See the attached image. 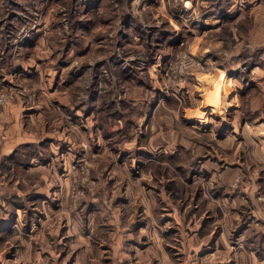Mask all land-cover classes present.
Here are the masks:
<instances>
[{
    "label": "rangeland",
    "instance_id": "rangeland-1",
    "mask_svg": "<svg viewBox=\"0 0 264 264\" xmlns=\"http://www.w3.org/2000/svg\"><path fill=\"white\" fill-rule=\"evenodd\" d=\"M185 4L0 0V65L14 73L0 92L12 85L15 93L0 107L19 100L35 111L41 92L50 106L39 134L47 139L19 147L2 178L0 264H264V233L250 228L239 243L247 226L223 220L212 179L245 144L243 124L264 118V105L251 106L256 79L252 89L240 86L264 72V40L254 39L261 25L245 13L240 28L225 20L203 45ZM193 59L204 68H182ZM218 65L236 85L228 74L211 77ZM72 123L80 131L68 188L57 173ZM229 134L233 145L223 141ZM242 150L240 162L249 154ZM256 165H245L244 183L256 179ZM256 187L264 206V183ZM236 207L242 220L257 209L245 195Z\"/></svg>",
    "mask_w": 264,
    "mask_h": 264
},
{
    "label": "crops",
    "instance_id": "crops-1",
    "mask_svg": "<svg viewBox=\"0 0 264 264\" xmlns=\"http://www.w3.org/2000/svg\"><path fill=\"white\" fill-rule=\"evenodd\" d=\"M215 2L211 5V7H208L207 3H212L213 1L209 0H186V12L187 16L195 17V22L193 24V28L189 27V30L193 31L196 30L194 27L200 28V39L202 40V44L204 45L203 41L212 42L213 40L212 36H209L210 32L213 31H220V28L222 25H224L225 20L231 21V26L234 29L240 28L239 21L244 17L245 13H252L254 15V18L252 21L256 24H260L261 27L259 28V32H256V35L254 34V39L259 38L260 40H264V0H214ZM201 3V7L204 8L200 10L198 5ZM200 15V17H198ZM233 18L230 20L229 18ZM192 19V18H191ZM190 19V20H191ZM172 19H170V22ZM239 25V26H238ZM194 32V31H193ZM234 32V31H233ZM198 37V36H197ZM251 38V40L253 39ZM217 42L222 43L223 38L217 37ZM241 41V40H240ZM208 60L210 58H207ZM31 60V59H30ZM33 60V59H32ZM28 66L33 67V65L29 64ZM7 69V70H6ZM215 72L212 74V78L218 80L222 78L224 75L228 74L229 82L236 85V77L231 75V72L224 66L218 65L215 68ZM9 68L0 65V83L3 80L11 81L14 78V73L10 72ZM253 73V74H252ZM264 72H258L256 70H253L250 73V77L248 78V81L245 82V84H240L241 87L246 86L249 89H252V80L256 79L254 83L256 84L255 90L256 92L252 93V90L250 93H252V102L251 106L255 111L262 110V104L264 101ZM203 75H199L198 78L201 82H204L202 80ZM261 80H260V79ZM221 81H219L220 83ZM47 94H44L43 92L40 93L39 97L40 99L37 101L38 105L34 108L35 111H32L33 108L28 107L24 104L22 101H17L15 103H10L6 106L5 109H2L0 107V171L5 174L6 172H10L11 169L14 167L11 166V161H13L12 157L16 156V151L19 147L22 145L30 144L36 145L38 143L43 144V140L45 138L39 137V134L46 133V131L41 130L40 124H44L48 120H45L47 117V110H49V102L48 99L45 97ZM238 90L236 89V98L235 100V107L238 108L240 106L239 99H238ZM209 106L205 107V110H207ZM210 110H215L212 106H210ZM37 108V110H36ZM28 113L30 116H28ZM36 116V118H34ZM29 117V118H28ZM90 121L88 120V124ZM45 125V124H44ZM33 126V127H31ZM79 125L76 123L70 124L69 127H65L64 129H68L72 132L68 136L64 135V141L67 142L65 144V149L61 152V158L63 163V171H59L57 173L59 175L61 182L64 183L69 181L68 174L65 172L66 169L69 168L70 163L74 159V152L77 151V137L76 134L79 130ZM38 129V130H37ZM55 131V130H54ZM77 131V132H76ZM236 131V128L235 130ZM243 134L246 140H244V143H239V146H237L236 151H230L228 154L229 157L232 158L234 162H231L232 166H228L227 172H225V169L219 170L216 168L217 171H212V176L217 180V183L219 185L218 190L221 191L222 195L217 197V203H220L221 212L223 215V220L228 218L230 215L231 217V224L232 226H237L241 224L243 221L244 224H246L247 228L239 233L238 239L239 243L242 244L243 239L248 240L245 238V232L248 230L250 231L256 228L257 231H262L264 233V209L261 203H259L254 195L256 193V184L257 181L260 180L262 183H264V118H261L260 120L252 121V123L245 122L243 124ZM48 133V132H47ZM49 134V133H48ZM77 136V137H76ZM47 137V136H46ZM61 137V136H60ZM76 137V138H75ZM234 135H227L225 138H223L224 142H228L231 145L234 144L233 140ZM42 139V140H41ZM47 139V138H46ZM45 139V140H46ZM55 142L52 141L51 145H53ZM248 143L247 146H245ZM50 143L45 142V147L51 146ZM244 145V146H243ZM45 147H42V149H45ZM243 148L242 152L248 151L249 154H246L245 158L247 161L240 162L242 159L240 157V153L237 151L239 149ZM42 149L39 151L40 155H43L45 157L47 152H42ZM246 149V150H245ZM15 153V154H14ZM238 153V154H237ZM216 155V154H215ZM239 155V156H238ZM237 159V161H235ZM257 164L255 167V180L251 178L249 184L244 183V178L242 175H244L245 171V165L249 162ZM231 168V169H230ZM56 170H54L55 172ZM224 171V172H223ZM68 177V178H67ZM241 178L243 179V183L241 186L240 191H234L233 183L236 179ZM208 187L212 185V183L208 182ZM69 188V183H68ZM144 188V186H143ZM142 188V196L145 195V188ZM249 198V201L251 200V203H254V206L257 207L256 211H252L253 214L249 216L248 218L242 220L240 215L236 216V214H240L239 208L236 206L242 201V197ZM142 200H144L142 198ZM149 206L153 204V200L148 198ZM145 201V200H144ZM238 209V210H237ZM236 210L237 212H235ZM4 212V211H1ZM148 213H151L148 209ZM232 213V214H230ZM252 217V218H251ZM20 221L16 222V225H18ZM244 242V241H243ZM250 244V243H249ZM249 247V245H248ZM244 243L243 246L240 245L239 249H244ZM249 249H251L249 247ZM253 249V245H252ZM252 252H254L252 250ZM244 253V252H243ZM241 253V254H243ZM238 264V263H237Z\"/></svg>",
    "mask_w": 264,
    "mask_h": 264
},
{
    "label": "built area",
    "instance_id": "built-area-1",
    "mask_svg": "<svg viewBox=\"0 0 264 264\" xmlns=\"http://www.w3.org/2000/svg\"><path fill=\"white\" fill-rule=\"evenodd\" d=\"M195 59L193 60H187L186 63L182 66V68H189V67H196L199 66L200 68H204L205 64L201 63L200 61H196ZM175 78H177L176 80H181L182 79V75L180 74L179 76L176 75ZM25 93V89L23 88V94ZM15 93H14V87L11 85L9 86V88H6L4 90H2L0 92V105L1 106H5L9 100H11L14 97ZM31 98V95L29 96ZM5 174H3L0 171V204L2 201V195H3V190H2V184H3V176ZM260 199H264L263 197H261Z\"/></svg>",
    "mask_w": 264,
    "mask_h": 264
},
{
    "label": "trees",
    "instance_id": "trees-1",
    "mask_svg": "<svg viewBox=\"0 0 264 264\" xmlns=\"http://www.w3.org/2000/svg\"><path fill=\"white\" fill-rule=\"evenodd\" d=\"M30 148H33V146H29V149H30ZM15 153H16V155L18 156L19 149H18ZM29 153L32 154L31 151H29Z\"/></svg>",
    "mask_w": 264,
    "mask_h": 264
}]
</instances>
